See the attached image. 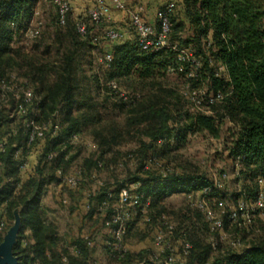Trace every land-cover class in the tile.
Masks as SVG:
<instances>
[{"label":"trees","instance_id":"obj_1","mask_svg":"<svg viewBox=\"0 0 264 264\" xmlns=\"http://www.w3.org/2000/svg\"><path fill=\"white\" fill-rule=\"evenodd\" d=\"M33 1L0 0V80L7 81L6 73L13 68L9 62H3V57L12 51L11 41L15 31L30 17ZM181 5L179 15L176 16L173 12L171 17L169 40L176 47L146 51L139 46L138 40L117 44L113 50V61L107 69H112L116 76H130L141 82L178 74L188 81V85L191 83L193 87H198L195 90L204 89L202 87L205 85L208 92L219 94V98L209 106H219L222 114L198 112L188 115L189 120L182 131L206 133L219 138L224 119L231 121L233 126L229 130L227 150L234 165L236 157H240L239 172L246 180L245 187L252 195L249 198L253 197L251 204L254 205L261 192L264 196V187L258 182V179H264V0H182ZM83 20L87 24L85 35L79 33L71 11L64 26L58 24L57 17L56 24L65 27L72 39H79L82 43L96 45L102 39L113 41L105 32L98 34L93 30L95 27H103L102 30H105L110 22L93 25L87 17ZM93 34L99 36L96 43L92 41ZM76 47L75 50L63 52L57 77L46 88L45 94L35 86L40 99L35 101L36 108H39L38 117L33 118H41L48 106L52 113L59 112L62 122L59 124L58 136L51 139L36 137L29 142V129L24 123L32 115L29 109L26 114L18 113L19 105L25 104L24 98L10 94L11 107L0 105V142L4 139L6 141L3 149L0 148V225L2 222L5 225L0 230V242L4 231L14 220V211L18 209L21 228L12 249L19 258L18 264L36 261L42 264H63L62 256L67 255L66 250L59 248L60 240L54 224L45 219L41 199L49 184L59 183L56 171L60 168L70 170L66 168L68 161L64 158L72 150V134H79L92 123L90 119L81 121L86 113L81 117L73 116L75 110L90 107L92 101L73 79L74 62L80 53L78 44ZM186 48L191 49L192 53L188 60H183L182 51ZM193 59L199 60L201 67L195 75L189 76ZM114 81L119 84L117 79ZM142 111L145 116L141 121L153 125L156 123V127L150 129V143L144 144V151H147L153 148L154 141L172 133L168 123L172 116L166 107L158 105L147 106ZM179 134L182 136V133ZM112 146L110 143H99L100 158L96 161L85 160L83 167H80L85 174L81 184L88 178L87 172L90 173L93 166L104 165L103 156L112 150ZM33 151L38 154L37 162L27 178L22 180L21 165L27 162L28 155ZM51 153L55 155L48 159ZM145 155L148 156L147 153ZM255 178L257 185H254ZM135 182L140 184L138 192L143 195L144 200L150 201L149 208L173 192L191 193L202 190L204 193L203 189L208 187V193L216 194L217 189L204 174L153 176L144 169V163H140L137 171L119 181L112 192L116 194ZM77 191L81 194L79 189ZM112 192L108 183L97 192H89L90 208L86 210L85 218L98 222L100 216L97 208L105 201L108 206V195ZM246 203L249 205L247 201ZM251 208L252 206L249 208V223H242V218L236 221L224 218L223 228L229 223L247 231L244 236H240V245L236 247L228 244V247L226 245L215 249L213 243L207 241L204 231L207 229L206 224L197 227L192 222V225L182 229L180 238L191 243L185 264H264V222L259 221L256 230L252 224L254 217L262 215L256 206H253V210ZM75 209L74 207L72 211ZM72 237L74 241L70 242L79 253L74 257L67 255L69 264H94L91 254L95 248L89 246L83 236ZM135 256L128 254L125 259L117 261L119 264H136Z\"/></svg>","mask_w":264,"mask_h":264},{"label":"rangeland","instance_id":"obj_2","mask_svg":"<svg viewBox=\"0 0 264 264\" xmlns=\"http://www.w3.org/2000/svg\"><path fill=\"white\" fill-rule=\"evenodd\" d=\"M126 14V18L124 17L123 21L116 24V28L123 32H132L128 27L129 15ZM56 17V7L52 0L33 1L30 17L23 22L24 25L18 31H15V36L11 41L12 51L3 57V62L12 64L13 68L8 69L6 77L8 83L14 88L7 93L8 101H4L0 105L10 108V98L12 97L10 94L24 98L25 93L31 92L32 101L26 106L32 117L30 116L28 119L38 117L39 108H36L35 101H39L40 96L36 94L35 86L39 90L41 88L40 92L45 94L46 88L57 77L58 67L63 60V52L77 49L76 44H78L80 53L74 62L73 79L82 92L91 97L92 101L90 107L75 110L73 116L81 117L86 113L85 118L82 117L81 121L90 119L92 123H89L79 133V141L72 144L71 152L65 156V161H68L66 168L73 170L83 167L85 160H98L101 154L99 143H110L113 146L112 150L103 156L102 163L104 165L93 166V170L91 169L90 173L87 172L88 178L75 191L66 193L58 191V182L49 184L46 188L41 204L45 209V219L54 224L56 228L60 240L59 248L66 250L68 256L74 257L70 248L72 236L77 237L83 233L88 234L91 239H93L92 236L101 239L100 237L105 232L103 231L102 234V230L99 226L97 227L98 223L95 220L85 218L83 195L97 192L106 183L110 185L112 192L119 181L137 171L140 163H144V169L153 176L204 174L217 189L216 194L207 192L208 195H205L206 192L202 193V190L191 193L182 191L171 193L161 202L151 206L144 216L139 217L138 221H136L137 219L133 221L132 227L135 229L130 231L127 237L130 243L148 238L152 242L155 227L161 220H166L175 226L174 236L176 239L180 238L181 230L192 225V222L197 227L206 224L207 229L204 231L207 241H214L215 249L226 245L228 247L230 239L244 236L247 233L245 229H239V227L227 223L222 232L228 239L220 240L219 232L212 228L206 211L200 209L199 206L202 202L205 209H208L212 212V216L217 218H225L230 211L238 208L240 201H247L249 206H252V210L255 206V204H251L253 197L250 199L252 195L250 196L245 187L246 180L239 170L235 169L234 162L229 157L227 150L230 140L229 130L233 126L231 121L227 118L224 119L219 138L206 133L182 131L189 120L188 115L198 112L222 114L220 107L209 106L206 103L199 105L186 97L183 91L188 85V81L178 74H170L165 78L149 82H141L130 76L114 75L112 69H107L100 63V58L107 52L106 45H112L113 41L102 39L100 44L91 45L82 43L83 41L79 39H72L65 27L56 24ZM80 18H86V15L78 17V19ZM73 20L76 21V19ZM109 25L115 24L111 22ZM33 28H39L40 33L36 38L31 39L25 33L26 30ZM102 28L95 27L93 30L101 34ZM116 79L122 92L138 93V100L134 103L124 102L118 92L107 87L108 81ZM5 84L7 85V83ZM190 85L187 87L192 91H196L195 89L198 88L192 85L191 88ZM206 87L203 85L202 88L206 89ZM1 93L3 92L0 83ZM151 105L166 107L169 110L172 118L168 123L172 133H167L163 138L154 141L153 148L144 151L146 149L144 146L148 145L151 140L152 130L150 129L153 126L156 127V123L153 125L147 121H141L145 116L142 110ZM61 119L62 115L59 112L52 113L49 106L41 118L37 119L39 121L35 118L41 126L50 123L60 124ZM179 133H182V136ZM51 136L49 132L42 131L37 137L39 139L54 138ZM70 157H72L71 160ZM95 176L101 183L95 180ZM256 182L257 178H255L254 185H257ZM139 187L140 184L135 182L125 188L130 189L133 195L138 196L142 195L138 192ZM78 189L81 194L78 193ZM121 190L116 194L112 192L109 194L110 196L108 195V208L120 204ZM140 200H144L143 195ZM132 201L133 199H129L128 203L131 204ZM74 207L76 209L72 211ZM254 211L255 214L258 213L256 209ZM146 216L149 220L145 219ZM259 221L264 222V216L257 217L256 215L254 217L252 224L256 230ZM142 225L145 227L139 231ZM88 231H93L98 235L95 236L93 233L89 235ZM102 249V247L98 248L99 254L96 257L100 260L99 264H119L117 260L103 259L104 251Z\"/></svg>","mask_w":264,"mask_h":264},{"label":"built area","instance_id":"obj_3","mask_svg":"<svg viewBox=\"0 0 264 264\" xmlns=\"http://www.w3.org/2000/svg\"><path fill=\"white\" fill-rule=\"evenodd\" d=\"M111 3H108L105 0H97L90 8H88L86 12V17L90 20L91 24L99 25L103 22H109L113 19V10L112 7L119 10H126L127 1L126 0H110ZM56 7L57 11V22L60 26H64L67 22V16L71 11V3L69 0H52ZM176 7L175 0H168L161 8H159L156 12V22L150 23L144 16V11L142 6H137L132 10H128L129 15V24L128 27L130 30L135 32L138 40L139 46L146 51H158L165 47H176L169 40V34L172 28L171 17ZM76 27L81 35H85L87 33V24L83 19H78L76 21ZM40 33L39 28H33L30 30H26V36H29L31 39L36 38ZM105 35L111 39L116 40L122 36V32L115 29L114 27H110L105 31ZM92 41L94 43L99 41V36L96 34L91 35ZM191 49L186 48L182 51L181 58L183 60H188L189 56H191ZM113 52H105L104 55L100 58V63L108 68L113 61ZM192 61V70L188 73L189 76L195 75V72L201 67V63L199 60L193 59ZM222 70V67H220ZM2 92L0 94V104L4 101H8L7 93L14 88L11 86L8 81L0 80ZM7 83V85L5 84ZM10 85V86H9ZM107 86L118 92L120 97L126 102H133L136 98L139 97L138 93L129 94L127 92H122L120 85L114 81L110 80L107 83ZM184 95L195 103L201 105L204 104H212L218 98L219 94L215 95L212 92H208L205 89H199L196 91L190 90L187 86L183 91ZM18 97V95H16ZM32 101L31 92L25 93L24 102L25 104H29ZM25 104H20L18 108L19 114H26L28 107ZM25 126L29 129V142L33 141L39 134V132L47 131L53 137L58 136L60 131L59 124H48L41 126L34 119L30 120L27 118L25 120ZM79 134L74 133L70 138V143H76L79 141ZM6 143L5 139L0 142V148L3 149L4 144ZM19 155V152H17ZM55 153H51L48 156V159L53 158ZM27 166V162H24L21 165V168H25ZM240 167V157L237 156L235 160V169L239 170ZM56 175L59 179L58 188L60 192H67L69 190L76 189L81 182L85 178L84 171L81 168L73 169V170H63L58 169L56 171ZM95 180L98 183H101L100 180L95 176ZM259 183L264 187V179L260 178ZM209 188L205 187L203 192H209ZM142 195H133L128 188H123L120 193V204L117 206H113L108 208L107 202H103L100 206H98L97 211L99 216L103 222L105 229H107V240H106V252L109 258L116 260H123L127 257L128 254H131V250L126 243V237L130 231L133 221L137 218L144 216L149 209L150 201L144 200L141 201L140 198ZM129 199H133L132 205L128 203ZM66 201V200H65ZM131 205V206H128ZM200 209L205 210L208 216V219L211 221V225L213 229H217L219 232V239L226 240L228 239L225 233L222 232L224 225V218H217L212 216V212L208 209H205L203 203L199 204ZM255 206L260 210L261 215L264 216V196L261 192L258 199L255 202ZM85 208L88 210L90 208L89 200L85 202ZM250 206L244 202L240 201L238 208L233 209L227 214V218L231 220H238V218H242V223L250 222L249 215ZM146 220L149 218L146 216ZM4 223H1L3 226ZM175 226L166 221L161 220L157 226L155 227L153 243L155 247L149 248L142 252L134 253L135 258L134 261L136 264H185V258L189 254L191 249V243L182 239L175 238L174 236ZM84 239L87 241L89 246H93V239H91L87 234H83ZM213 246H215V242L212 241ZM240 244L239 238L230 239V245L236 247ZM72 254L77 255L79 250L73 246L71 248ZM94 264H98L97 260H92ZM62 263L68 264L67 255L62 256ZM28 264H42L39 261L30 262Z\"/></svg>","mask_w":264,"mask_h":264},{"label":"crops","instance_id":"obj_4","mask_svg":"<svg viewBox=\"0 0 264 264\" xmlns=\"http://www.w3.org/2000/svg\"><path fill=\"white\" fill-rule=\"evenodd\" d=\"M69 1L71 3V17L73 19H76V21H77L78 17L86 15V12H87L88 8H90L97 0H69ZM105 1H107L108 3H111L110 0H105ZM126 1H127L126 10H119V9H116V8L112 7L113 19H112V21H109V22L110 23L112 22L115 25L110 26L109 25L110 23H109L106 26L105 30H102V32H105L108 28L114 27L115 29H117V30L122 32V36L120 38L116 39V40H113L112 45H106V50L109 51V52H113L114 47L117 44H122V43H125V42H135L137 40V38H136V36H135V34L133 32H130V31L123 32L122 30L116 28V24L118 25L119 22L124 20V17L126 18V15H127L126 13H128V10H132V9L136 8L137 6H142L145 18L150 23H155L156 22V18L155 17H156L157 10L159 8H161L168 0H126ZM175 2H176V7H175V10H174V14L176 16H178L180 11H181V9H182V5H181L182 0H175ZM37 157H38V154H37V152H34V151L28 155V157H27V166L22 169V176H21L22 180L26 179L27 176L31 173L32 167L37 162ZM88 196H89V193L84 194V201L82 202L83 203V210L85 211V213H86L85 202L88 200ZM17 214L20 217V212H19L18 209L14 211V220H13L12 224L10 225V227L7 228L4 231L3 238H2V241L0 243H2L4 241L5 236L8 234V231L15 224L16 215ZM94 218H96V216H94ZM138 220H139V218H137L136 221H138ZM98 221L99 222H97L98 223L97 227L99 226V228L102 230V234H103V231L105 232V234L100 237L101 239H98L97 237L94 238V236H92V238H93V247L94 248L97 247V248L91 254V260H97L98 264H99L100 260H98V258H96V257H98V254H99V251H98L99 247L103 248L102 249L104 251V254L102 256L103 259L110 260L111 258L108 257L107 252H106V246H105L106 240H107V229H105V227L103 225V222H102L100 217H99ZM132 226L130 228V231H133L135 229V227L133 228ZM4 227H5V225H3V226L0 225V230H2ZM144 227L145 226L142 225V227L139 228V231H142V229ZM130 231H129V233H130ZM88 232H89V235H92V233H93V231L92 232L88 231ZM26 233H27V231H26ZM18 234H17V237H16V242H17V239H18ZM93 235L97 236L98 233L97 234L93 233ZM80 236H83V233L80 234L78 237H80ZM128 236H129V234H128ZM127 237H126V243L128 244V246H129V248H130V250L132 252L131 254H134L136 252H142V251L147 250L149 248L155 247V244L153 243V241L150 242L149 238L148 239H142V240L133 241V243H130L128 241ZM71 241L72 242L74 241V237H71ZM229 243L230 242H228V244ZM73 246L74 245L71 244L70 248H72ZM185 262H186V258H185Z\"/></svg>","mask_w":264,"mask_h":264},{"label":"water","instance_id":"obj_5","mask_svg":"<svg viewBox=\"0 0 264 264\" xmlns=\"http://www.w3.org/2000/svg\"><path fill=\"white\" fill-rule=\"evenodd\" d=\"M21 228V218L16 215V222L8 231L5 239L0 243V264H18L19 258L13 253V246L16 243V237Z\"/></svg>","mask_w":264,"mask_h":264}]
</instances>
